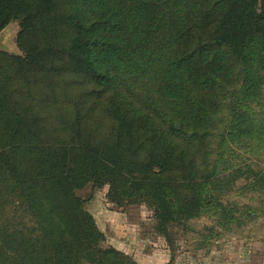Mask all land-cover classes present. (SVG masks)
Wrapping results in <instances>:
<instances>
[{
	"label": "trees",
	"instance_id": "16d2710c",
	"mask_svg": "<svg viewBox=\"0 0 264 264\" xmlns=\"http://www.w3.org/2000/svg\"><path fill=\"white\" fill-rule=\"evenodd\" d=\"M153 2L177 36L172 97L166 67L141 77L127 55L131 37L149 61L141 0H0L25 54H0V264H136L103 245L88 185L147 205L165 234L234 218L239 180L261 203L243 214L264 213V0Z\"/></svg>",
	"mask_w": 264,
	"mask_h": 264
},
{
	"label": "rangeland",
	"instance_id": "374dc122",
	"mask_svg": "<svg viewBox=\"0 0 264 264\" xmlns=\"http://www.w3.org/2000/svg\"><path fill=\"white\" fill-rule=\"evenodd\" d=\"M153 1L141 0L139 12L136 10L134 14L135 19L142 20L143 33L148 40L144 57L149 59L147 63H150L151 69L140 60L131 37L127 55L135 60L133 71L141 77L156 73L159 78L166 67L164 93L172 97L177 36H170L166 31L161 35L158 19L154 16L157 7L152 6ZM132 8L129 7L130 12ZM131 25L130 16L127 26ZM20 30L21 23L16 19L0 29V54L25 56L19 42ZM122 31L130 36L125 25ZM165 42L169 45L163 49ZM165 61L166 65L159 68L160 62ZM222 112L225 113L224 109ZM3 139L4 133L0 130V143ZM237 187V191L224 196L225 203L233 210L234 218L231 220L230 213L220 218L205 214L183 221V225H173L166 234L157 230V220L147 205L118 206L109 201L108 184L88 185L78 193L85 199V208L105 236L103 245L112 246L128 255L136 264L162 261V264H264V213L243 214L248 208L261 206V203L257 193L243 191L245 181L239 180ZM245 192L248 193L243 194Z\"/></svg>",
	"mask_w": 264,
	"mask_h": 264
},
{
	"label": "crops",
	"instance_id": "0c3cea01",
	"mask_svg": "<svg viewBox=\"0 0 264 264\" xmlns=\"http://www.w3.org/2000/svg\"><path fill=\"white\" fill-rule=\"evenodd\" d=\"M165 262H166V261H165ZM162 263H164V262L162 261ZM162 263H161V262H160V263L158 262V263H154V264H162Z\"/></svg>",
	"mask_w": 264,
	"mask_h": 264
}]
</instances>
